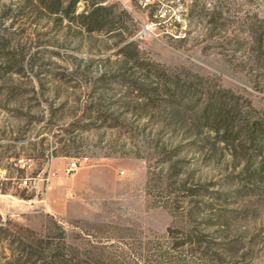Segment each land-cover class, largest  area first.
Returning a JSON list of instances; mask_svg holds the SVG:
<instances>
[{
	"label": "rangeland",
	"instance_id": "obj_1",
	"mask_svg": "<svg viewBox=\"0 0 264 264\" xmlns=\"http://www.w3.org/2000/svg\"><path fill=\"white\" fill-rule=\"evenodd\" d=\"M73 1L0 0V264H264V0Z\"/></svg>",
	"mask_w": 264,
	"mask_h": 264
},
{
	"label": "trees",
	"instance_id": "obj_2",
	"mask_svg": "<svg viewBox=\"0 0 264 264\" xmlns=\"http://www.w3.org/2000/svg\"><path fill=\"white\" fill-rule=\"evenodd\" d=\"M79 1L80 0H74L73 3L71 4L72 7H76V4ZM60 5L62 6V2L60 3ZM104 10H107V8L98 7L96 10H94L91 14H89L86 17H91V16L96 17L97 14L99 15ZM153 66L154 67H160L158 65L156 66L155 64ZM166 70L168 72H166ZM166 70L160 71V70H156L154 68L153 70L150 69V72L153 73L154 76H156L157 78L165 81V86L168 87V89H169V91L173 97L182 96L184 99L190 98V97L193 98L197 93H201V96L203 98H206V97L209 98L208 99L209 102L205 103V107H206L204 109L205 112H208L211 105H213V104L215 106L217 105L218 115L216 116L215 123H218L222 126L220 128H218L216 131L218 133L223 132L224 134L229 135L231 137L234 133V130L232 127L233 122L231 124L230 123L231 120L230 119L228 120L229 114L226 113L225 103L223 102L222 98L219 97V95L212 94L211 88L206 83V81L209 78L200 77L199 75L194 74L190 69H187L185 67H182V68L176 69V70H173V69H166ZM179 70H183V72L179 73L178 72ZM194 77H196L198 80L194 81L193 80ZM218 97L221 98V100L218 99ZM202 105H204V104H202ZM249 107L252 109V111H256V110H254V108L251 106L250 103H249ZM252 126L253 127H251L250 124H248L247 128H244V129H241L240 131H238V133H239L238 135H242L240 137H244L245 135L243 133L246 129L247 131H253V135H252V133L248 134V137H255V135L258 133L255 130V126H257V123H253ZM259 135L264 140V131H261Z\"/></svg>",
	"mask_w": 264,
	"mask_h": 264
},
{
	"label": "built area",
	"instance_id": "obj_3",
	"mask_svg": "<svg viewBox=\"0 0 264 264\" xmlns=\"http://www.w3.org/2000/svg\"><path fill=\"white\" fill-rule=\"evenodd\" d=\"M157 0H140V5L142 7H147L150 4L155 3ZM184 11V4L181 0H165L164 2H160V9L157 11V14L155 15V18L157 21L155 22H148V24L143 27V33L144 32H157L160 30L162 22L167 21L168 16H174L175 20L172 24V37L175 39H182L184 35L186 34L187 26L184 24V22L181 20L182 12ZM83 160L76 159L73 160V162L69 163L66 168V173L68 175H73L77 171H79L82 168ZM24 185L28 187L27 180L24 181Z\"/></svg>",
	"mask_w": 264,
	"mask_h": 264
},
{
	"label": "crops",
	"instance_id": "obj_4",
	"mask_svg": "<svg viewBox=\"0 0 264 264\" xmlns=\"http://www.w3.org/2000/svg\"><path fill=\"white\" fill-rule=\"evenodd\" d=\"M64 184H65V182H57V183H55V186L57 188V187H61V185H64ZM62 206L68 208V202H65L64 204H63V202H61L60 205L58 206L55 201L53 202V201L49 200L48 208L52 212L56 213L57 215H64V214L68 213V211H64Z\"/></svg>",
	"mask_w": 264,
	"mask_h": 264
}]
</instances>
